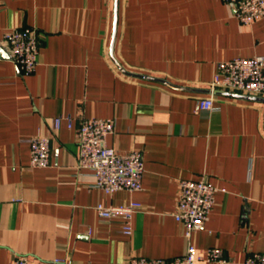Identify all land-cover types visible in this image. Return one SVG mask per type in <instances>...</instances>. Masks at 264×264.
Here are the masks:
<instances>
[{"label": "crops", "instance_id": "crops-1", "mask_svg": "<svg viewBox=\"0 0 264 264\" xmlns=\"http://www.w3.org/2000/svg\"><path fill=\"white\" fill-rule=\"evenodd\" d=\"M115 1L0 0V264L18 254L128 264L181 255L189 240L198 252L221 247L227 259L195 264H243L264 252V96L217 90L215 109L198 103L217 62L264 55V18L241 23L223 0H118L111 49ZM9 27L40 33L33 73L2 40ZM57 115H71L74 126L56 131ZM84 117L114 119L108 145L142 152L140 191L94 186L92 170L79 166ZM38 133L50 137L47 167L29 165ZM202 176L218 190L205 229L188 238L174 216L179 181ZM131 200L141 203L131 234L94 207Z\"/></svg>", "mask_w": 264, "mask_h": 264}, {"label": "built area", "instance_id": "built-area-1", "mask_svg": "<svg viewBox=\"0 0 264 264\" xmlns=\"http://www.w3.org/2000/svg\"><path fill=\"white\" fill-rule=\"evenodd\" d=\"M241 23L249 24L264 18V0H223ZM40 33L35 27H9L2 40L10 47L12 59L24 74L33 73L38 64ZM210 93L199 99L198 108L215 109L214 94L217 90L264 96V55L252 57L238 56L217 62L209 83ZM72 128L71 115H57L53 118V128ZM112 118L84 117L77 126L79 142V166L91 169L95 177L94 186L107 194L118 190L131 192L143 188L145 162L140 150L120 152L107 143V137L114 131ZM50 164V137L36 134L30 141V167H47ZM218 190L205 176L199 179L182 178L176 203L175 219L184 224L185 236L203 230L215 203ZM97 213L106 219L117 218L123 224V231H133V216L140 210L141 203L131 200L125 204H105L94 206ZM224 250L214 246L205 252H198L195 244L188 241L185 252L170 258L132 256L128 264H195L199 261L226 262ZM68 257L32 259L28 254H18L11 264H67ZM243 264H264V252L247 254Z\"/></svg>", "mask_w": 264, "mask_h": 264}, {"label": "water", "instance_id": "water-1", "mask_svg": "<svg viewBox=\"0 0 264 264\" xmlns=\"http://www.w3.org/2000/svg\"><path fill=\"white\" fill-rule=\"evenodd\" d=\"M114 12L115 13H114V24H113V40H112L111 49H113L114 41H115V38H116V32H117V25H118V0L115 1ZM117 64H118V66L121 67V69L123 71L127 72L118 62H117ZM127 73H129L131 75H134V76L146 78V79L161 81V82L166 83V84H168V85H170L172 87H175V88H181V86L175 85L172 82H170V81H168L167 79H164V78L155 77V76H151V75H145V74H139V73H132V72H127ZM228 93L231 94V95L243 96V97H247V98H250V99H261L262 98L260 96H255V95H245V94L234 93V92H228Z\"/></svg>", "mask_w": 264, "mask_h": 264}]
</instances>
